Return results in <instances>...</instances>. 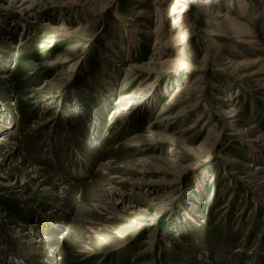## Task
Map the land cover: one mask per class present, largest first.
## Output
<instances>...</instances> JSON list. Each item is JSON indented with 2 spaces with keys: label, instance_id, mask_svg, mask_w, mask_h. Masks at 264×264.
I'll use <instances>...</instances> for the list:
<instances>
[{
  "label": "rangeland",
  "instance_id": "rangeland-1",
  "mask_svg": "<svg viewBox=\"0 0 264 264\" xmlns=\"http://www.w3.org/2000/svg\"><path fill=\"white\" fill-rule=\"evenodd\" d=\"M0 143V264H264V0H0Z\"/></svg>",
  "mask_w": 264,
  "mask_h": 264
},
{
  "label": "bare ground",
  "instance_id": "bare-ground-1",
  "mask_svg": "<svg viewBox=\"0 0 264 264\" xmlns=\"http://www.w3.org/2000/svg\"><path fill=\"white\" fill-rule=\"evenodd\" d=\"M203 4H204L203 7L208 6L207 2H204ZM231 7H235V5L232 4ZM155 8H156V12L158 13V15L159 14L161 15L160 19L163 18V21L167 20L168 18L170 19V18L176 17L173 20V24H176L178 22H180V23L182 22V24H186V26H187V21L185 19L183 20V18H181V15H182L181 11H178L176 9L174 11H162L158 6L155 7ZM238 8H239V11H241V15L245 14V12L247 11L246 10L247 7L245 5H242L241 2L238 3ZM139 13L142 14V13H145V12L143 10H141V11H139ZM241 15H239L238 13H234V16H230L229 13L228 14H224V15L218 14L217 16H215V18L221 19L220 20L221 24L222 23H225V25L227 24L228 27L231 30H233L239 37H241V39L242 38L245 39L246 43L250 42V44H253L254 43L253 40H252V36L253 35L250 32L249 26L245 22V17L243 18ZM163 21L161 20L160 22H163ZM183 30H184V28L182 26L181 29H180V32L183 31ZM134 33H136V32H133V34ZM181 33L182 34H180V35H183V32H181ZM215 37H218V34L214 33L213 30L208 31L207 34H206V38H209L211 40H213L212 38L215 39ZM130 41L132 43H135L134 41H137V39L133 35H131L130 36ZM160 65L164 66L165 63L162 62ZM238 116H239L238 110L236 108H232V109H230V112H228V114L226 115L225 119L227 120V123H230V124L232 123V131H235L234 133L240 134L242 136L241 138L243 139V142H247V141H244V134H246L247 132H250V130H254V127H252V128L250 127L246 133L242 132L241 130H239V128H238V124L239 123H237V122H239L237 120ZM173 118H178V117H173ZM194 128H195V126H194ZM12 146L14 148V145H12ZM14 153H15V151H13V154ZM32 173H34V175L37 176V171L36 170H33ZM32 178H35V177H32ZM36 227H37V225L33 224L32 225V230L34 228H36ZM33 238L31 237V239H33ZM29 242H33V241H29ZM34 242H36V241L34 240Z\"/></svg>",
  "mask_w": 264,
  "mask_h": 264
}]
</instances>
